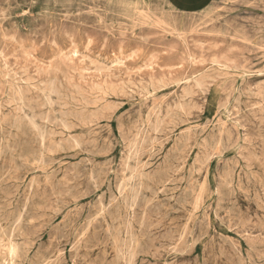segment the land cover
<instances>
[{"label": "rangeland", "instance_id": "1", "mask_svg": "<svg viewBox=\"0 0 264 264\" xmlns=\"http://www.w3.org/2000/svg\"><path fill=\"white\" fill-rule=\"evenodd\" d=\"M262 86L264 0H0V264H264Z\"/></svg>", "mask_w": 264, "mask_h": 264}, {"label": "bare ground", "instance_id": "2", "mask_svg": "<svg viewBox=\"0 0 264 264\" xmlns=\"http://www.w3.org/2000/svg\"><path fill=\"white\" fill-rule=\"evenodd\" d=\"M53 83H54V82H53ZM11 84H12V83H11ZM9 87H10V86H9ZM262 87H264V86H262ZM111 88H112V87H111ZM16 89H17V87H16ZM101 89H102V88H101ZM262 89H263V88H262ZM8 90H9V89H8ZM18 90H19V89H18ZM75 90H77V89L75 88ZM113 90H114V89H113ZM121 90H122V89H121ZM259 90H260V89H259ZM20 91H21V90H20ZM28 91H29V90H28ZM28 91H27V93L25 92V94H28ZM101 91H102V90H101ZM18 92H19V91H18ZM21 92L24 93V91H21ZM65 92H66V91H65ZM114 92H115V91H114ZM122 92H123V91H122ZM122 92H121V93H122ZM56 93H57V92H56ZM51 94H52V93H51ZM60 95H61V94H60ZM26 96H27V95H26ZM70 96H71V95H70ZM12 97H13V96H12ZM19 97H20V95L18 96V98H19ZM22 97H23V94H22ZM24 97H25V96H24ZM24 97H23V98H24ZM51 97H52V96H51ZM53 97H54V95H53ZM184 97H185V96H184ZM10 98H11V97H10ZM67 98H68V97H67ZM67 98H66V99H67ZM185 98H186V97H185ZM185 98H184V100H185ZM44 99H45V98H44ZM54 99H55V98H54ZM80 99H81V98H80ZM85 99H86V98H85ZM19 100H20V99H19ZM50 100H51V99H50ZM14 101H15V100H14ZM20 101H21V100H20ZM70 101H71V100H70ZM262 101H263V100H262ZM28 102H29V101H28ZM45 102L47 103V101H45ZM89 102H90V101H89ZM51 103H52V102H51ZM56 103H57V102H56ZM90 103H91V102H90ZM187 103H188V102H187ZM11 104H13V103L11 102ZM27 104H29V103H27ZM36 104H37V103H36ZM36 104H35V105H36ZM29 105H30V104H29ZM37 105H38V104H37ZM56 106H57V104H56ZM17 107H18V106H17ZM29 107H30V106H29ZM53 107H54V105H53ZM65 107H66V106H65ZM100 107H101V106H100ZM178 107H179V106H178ZM178 107H177V108H178ZM262 107H263V106H262ZM26 108H27V106H26ZM26 108H25V109H26ZM156 108H157V107H156ZM181 108H182V107H181ZM192 108H193V107H192ZM22 109H24V108H22ZM48 109H49V108H48ZM262 109H263V108H262ZM39 110H40V109H39ZM242 111H243V110H242ZM17 112H18V111H17ZM169 112H170V111H169ZM240 112H241V111H240ZM21 113L24 114L25 112H24L23 110H21ZM31 113H32V111H31ZM59 113H60V115H61V112H59ZM62 113H63V112H62ZM66 113H67V112H66ZM66 113H65L64 115H67ZM71 113H72V112H71ZM68 114H69V113H68ZM238 114H239V113H238ZM54 115H55V114H54ZM54 115H53V119H54ZM70 115H72V114H70ZM170 115H171V114H170ZM180 115H181V114H180ZM242 115H243V114H242ZM28 116H29V115H28ZM30 116H32V115H30ZM58 116H59V115H58ZM62 116H63V115H62ZM90 116H91V115H90ZM136 116H137V115H136ZM181 116H182V115H181ZM239 116H240V115H239ZM18 117H19V116H18ZM23 117H24V116H23ZM72 117H73V116H72ZM78 117H79V116H78ZM158 117H159V116H158ZM170 117H173V116H170ZM41 118H42V117H41ZM50 118H52L51 115H50ZM63 118H64V117H63ZM66 118H67V116H66ZM74 118H76V117L74 116ZM176 118L178 119V117H176ZM21 119H23V118L21 117ZM21 119H20V120H21ZM85 119H86V118H85ZM159 119H160V118H159ZM17 120H18V119H17ZM77 120H78V118H77ZM156 120H157V119H156ZM163 120H164V119H163ZM15 121H16V119H15ZM18 121H19V120H18ZM25 121H26V120H25ZM28 121H29V120H28ZM32 121H33V120H32ZM96 121H97V120H96ZM135 121H136V120H135ZM182 121H183V120H182ZM16 122H17V121H16ZM48 122H49V121H48ZM52 122H53V121H52ZM97 122H98V121H97ZM24 123H25V122H24ZM26 123H27V122H26ZM26 123H25L24 127L26 126ZM133 123H134V121H133ZM156 123H158V122H156ZM162 123H163V122H162ZM162 123H161V124H162ZM180 123H183V122H180ZM13 124H14V123H13ZM20 124H21V123H20ZM22 124H23V123H22ZM30 124H31V123H30ZM54 124H56V123H54ZM70 124H71V123H70ZM99 124H100V123H99ZM159 124H160V123H159ZM161 124H160V125H161ZM183 124H184V123H183ZM6 125H8V123H7ZM32 125H33V124H32ZM62 125H64V124H62ZM65 125H66V124H65ZM136 125H137V124H136ZM157 125H158V124H157ZM30 126H31V125H30ZM60 126H61V125H60ZM95 126H96V125H95ZM146 126H147V125H146ZM33 127H34V126H33ZM71 127H72V126H71ZM125 127H126V126H125ZM219 127H220V126H219ZM13 128H14V127H13ZM18 128H19V127H18ZM44 128H46V127H44ZM74 128H75V127H74ZM90 128H91V127H90ZM151 128H152V126H151ZM20 129H21V128H20ZM20 129H19V130H20ZM24 129H26V128H24ZM27 129H28V125H27ZM29 129H30V127H29ZM34 129H35V128H34ZM132 129H133V128H132ZM141 129H142V128H141ZM152 129H153V128H152ZM154 129H155V128H154ZM195 129H196V128H195ZM213 129H214V128H213ZM4 130H5V129H4ZM15 130H16V129H15ZM35 130H36V129H35ZM40 130H41V129H40ZM150 130H151V129H150ZM173 130H174V129H173ZM173 130H172V131H173ZM216 130H217V129H216ZM225 130H226V129H225ZM5 131H6V130H5ZM9 131H10V129H9ZM37 131H38V130H37ZM89 131H90V130H89ZM131 131H132V130H131ZM156 131H158V130H156ZM19 132H20V131H19ZM28 132H29V130H28ZM28 132H27V133H28ZM136 132H137V131H136ZM153 132H154V131H153ZM186 132H187V131H186ZM212 132H213V131H212ZM2 133H3V132H2ZM22 133H23V132H22ZM24 133H25V132H24ZM43 133H44V132H43ZM84 133H85V132H84ZM130 133H131V132H130ZM137 133H138V132H137ZM142 133H143V132H142ZM159 133H160V132H159ZM159 133H157V134H159ZM193 133H194V131H193ZM4 134H5V133H4ZM85 134H86V133H85ZM215 134H216V133H215ZM88 135H89V134H88ZM93 135H94V134H93ZM136 135H137V134H136ZM210 135H211V134H210ZM219 135H220V134H219ZM24 136H25V135H24ZM129 136H130V135H129ZM131 136H132V135H131ZM154 136H155V135H154ZM180 136H181V135H180ZM184 136H185V135H184ZM38 137H39V136H38ZM136 137H137V136H136ZM138 137H139V136H138ZM226 137H227V136H226ZM22 138H23V137H22ZM34 138H35V137H34ZM130 138H132V137H130ZM143 138H144V134H143ZM148 138H150V137H148ZM186 138H188V137L186 136ZM193 138H194V137H193ZM221 138H222V137H221ZM255 138H256V137H255ZM18 139L20 140V138H18ZM32 139H33V138H32ZM35 139H36V138H35ZM156 139H157V138H156ZM213 139H214V138H213ZM227 139H228V137H227ZM25 140H26V139H25ZM41 140H42V138H41ZM146 140H147V139H146ZM149 140H150V139H149ZM211 140H212V139H211ZM221 140H222V143H223L224 140H223V139H221ZM225 140H226V139H225ZM229 140H230V139H229ZM229 140H227V141L229 142ZM0 141H1V140H0ZM22 141H23V140H22ZM27 141H28V140H27ZM39 141H40V140H39ZM42 141H43V140H42ZM135 141H136V140H134V142H135ZM140 141H141V140H140ZM140 141H139V142H140ZM144 141H145V140H144ZM151 141H152V140H151ZM155 141H156V140H155ZM157 141H158V140H157ZM183 141H185V140L183 139ZM187 141H188V140H187ZM67 142H68V141H67ZM125 142H126V141H125ZM152 142L154 143V139H153ZM198 142H199V141H198ZM15 143H16V142H15ZM18 143H19V142H18ZM36 143H38V142L36 141ZM129 143H130V142H129ZM129 143H128V144H129ZM132 143H133V142H132ZM132 143H130V144H132ZM146 143H147V142H146ZM153 143H150V144H153ZM182 143H183V142H182ZM194 143H195V142H194ZM199 143H200V142H199ZM184 144H186V143H184ZM223 144H224V143H223ZM223 144H222V145H223ZM225 144H226V143H225ZM227 144H228V143H227ZM227 144H226V145H227ZM40 145H41V143H40ZM42 145H43V144H42ZM68 145H69V144H68ZM86 145H87V144H86ZM134 145H135V144H134ZM134 145H132L133 148H135ZM137 145H138V144H137ZM82 146H83V145H82ZM145 146H146V144H145ZM150 146H151V145H150ZM207 146H208V145H207ZM224 146H225V145H224ZM248 146H249V145H248ZM11 147H12V146H11ZM17 147H18V146H17ZM137 147H138V146H137ZM141 147L144 148V145H143V146L141 145ZM5 148H6V147H5ZM58 148H59V147H58ZM78 148H79V147H78ZM82 148H84V147H82ZM86 148H87V146H86ZM142 148H141V149H142ZM177 148H178V146H177ZM212 148H213V147H212ZM225 148H226V147H225ZM244 148H245V147H244ZM137 149L139 150V148H137ZM141 149H140V150H141ZM205 149H206V148H205ZM215 149H216V147H215ZM226 149H227V148H226ZM4 150H5V149H4ZM8 150H9V149H8ZM20 150H21V149H20ZM42 150H43V149H42ZM46 150H47V149H46ZM134 150H135V149H134ZM140 150H139V151H140ZM224 150H225V149H224ZM47 151H48V150H47ZM91 151H92V150H91ZM199 151L201 152V150H199ZM10 152H11V151H10ZM136 152L138 153V151H136ZM136 152L134 151V153H136ZM11 153H13V152H11ZM47 153H48V152H47ZM188 153H189V152H188ZM223 153H224V152H223ZM21 154H22V153H21ZM127 154H128V153H127ZM138 154H139V153H138ZM138 154H137V155H138ZM141 154H143V153H141ZM232 154H233V153H232ZM22 155H23V154H22ZM235 155H236V154H235ZM251 155H252V154H251ZM6 156H7V154H6ZM18 156H19V155H18ZM131 156H133V158H134L135 155H134V154H133V155L131 154ZM213 156H214V155H213ZM253 156H254V154H253ZM253 156H251V157H253ZM40 157H41V156H40ZM214 157H215V156H214ZM17 158H18V157H17ZM48 158H50V157H48ZM130 158H131V157H130ZM139 158H140V157H139ZM210 158H211V157H210ZM212 158H213V157H212ZM13 159H14V158H13ZM51 159H52V158H51ZM128 159H129V158H128ZM208 159H209V158H208ZM32 160H33V159H32ZM56 160H58V159H56ZM133 160H135V158H134ZM247 160H248V159H247ZM250 160H251V159H250ZM49 161H50V159H49ZM129 161H132V159L129 160ZM129 161H128V162H129ZM181 161H182V160H181ZM207 161H208V160L206 159V162H207ZM22 162H23V160H22ZM45 162H46V161H45ZM126 162H127V161H126ZM128 162H127V163H128ZM135 162H136V161H135ZM170 162H171V161H169V164H170ZM127 163H126V164H127ZM139 163H140V162H139ZM142 163H143V162H142ZM223 163H224V162H223ZM131 164H132V163H131ZM149 164H150V163H149ZM182 164H183V163H182ZM133 165H134V164H133ZM230 165H231V164H230ZM126 166H127V165H125V167H126ZM128 166H129V165H128ZM140 166H142V165H140ZM218 166H219V165H218ZM256 166H257V165H256ZM258 166H259V165H258ZM20 167H21V166H20ZM119 167H120V165H119ZM123 167H124V165H123ZM129 167H130V166H129ZM23 168H24V167H23ZM133 168H134V166H133ZM133 168H132V169H133ZM144 168H145V167H144ZM169 168H170V167H169ZM169 168H168V169H169ZM247 168H248V167H247ZM1 169H2V168H1ZM113 169H114V168H113ZM228 169L230 170V168H228ZM255 169H256V168H255ZM126 170H127V169H126ZM128 170H129V169H128ZM130 170H131V168H130ZM235 170H236V169H235ZM257 170H258V169H257ZM93 171H94V170H93ZM118 171H119V170H118ZM131 171H132V170H131ZM135 171H136V169H135ZM155 171H156V170H155ZM165 171H166V170H165ZM165 171H164V172H165ZM167 171H168V170H167ZM177 171H178V170H177ZM196 171H197V170H196ZM215 171H216V170H215ZM168 172H169V171H168ZM170 172H171V171H170ZM230 172H232V170H231ZM91 173H93V172H91ZM190 173H191V172H190ZM195 173H196V172H195ZM204 173H205V172H204ZM27 174H28V173H27ZM94 174H95V173H93L92 175H94ZM127 174H128V173H127ZM132 174H133V173H132ZM132 174H130V175H132ZM134 174H135V173H134ZM155 174H156V173H155ZM161 174H162V173H161ZM163 174H164V173H163ZM192 174H193V173H192ZM202 174H203V173H202ZM206 174H207V173H206ZM226 174H227V173H226ZM245 174H246V173H245ZM3 175H4V174H3ZM102 175H103V174H102ZM128 175H129V174H128ZM182 175H183V174H182ZM222 175H223V174H222ZM99 176H100V174H99ZM138 176L141 177L140 175H138ZM154 176H155V175H154ZM157 176H158V175H156V177H157ZM190 176H191V175H190ZM226 176H227V175H226ZM230 176H231V174H230ZM250 176H251V175H250ZM2 177H3V176H2ZM6 177H7V176H6ZM81 177H82V176H81ZM89 177H90V176H89ZM92 177H93V176H92ZM94 177H95V176H94ZM118 177H119V176H118ZM139 177H138V179H139ZM145 177H146V176H145ZM156 177H153V178L156 179ZM183 177H184V176H183ZM96 178H97V177H96ZM98 178H99V177H98ZM127 178H128V176H127ZM127 178H126V179H127ZM130 178H131V177H130ZM143 178H144V176H143ZM167 178H168V177H167ZM196 178H197V177H196ZM227 178H229V177L227 176ZM0 179H1V178H0ZM92 179H93V178H92ZM134 179H135V178H134ZM138 179H136V180H138ZM145 179H146V178H145ZM197 179H198V178H197ZM217 179H218V178H217ZM230 179H231V178H230ZM248 179H249V178H248ZM120 180H121V179H120ZM129 180H130V182H131V179H129ZM132 180H133V179H132ZM149 180H150V179H149ZM168 180H169V179H168ZM2 181H3V180H2ZM118 181H119V180H118ZM134 181H135V180H134ZM144 181H145V180H144ZM147 181H148V180H147ZM166 181H167V180H166ZM196 181H197V180H196ZM196 181H195V182H196ZM240 181H241V180H240ZM247 181H248V180H247ZM0 182H1V181H0ZM84 182H85V181H84ZM96 182H97V181H96ZM127 182L129 183L128 180H127ZM138 182H140V181H138ZM138 182H137V183H138ZM167 182H169V181H167ZM202 182H204V181H202ZM225 182H226V180H225ZM58 183H59V182H58ZM123 183L125 184L124 181H123ZM141 183H142V182H141ZM143 183H144V182H143ZM150 183H151V180H150ZM150 183H149V184H150ZM156 183H157V182H156ZM196 183H197V182H196ZM240 183H241V182H240ZM103 184H104V183H103ZM144 184H145V183H144ZM149 184H148V185H149ZM151 184H152V183H151ZM57 185H58V184H57ZM80 185L82 186V184H80ZM84 185H85V184H84ZM100 185H102V184H100ZM130 185H131V184H130ZM146 185H147V184H146ZM190 185H191V184H190ZM123 186H126V184L123 185ZM123 186H122V187H123ZM142 186H143V185H142ZM149 186H150V185H149ZM160 186H161V185H160ZM162 186H163V185H162ZM221 186H223V184H221ZM228 186H229V185H228ZM231 186H232V185H231ZM242 186H243V185H241V187H242ZM96 187H97V186H96ZM98 187H99V186H98ZM133 187H134V186H133ZM164 187H165V186H164ZM199 187H200V186H199ZM199 187H197V188H199ZM56 188H57V186H56ZM84 188H85V187H84ZM99 188H100V187H99ZM119 188H120V186H119ZM123 188H125V187H123ZM126 188L129 189L128 187H126ZM134 188H135V187H134ZM136 188H137V186H136ZM136 188H135V189H136ZM138 188H139V187H138ZM138 188H137V189H138ZM150 188H152V186H151ZM229 188H230V187H229ZM235 188H236V187H235ZM68 189L70 190L69 186H68ZM68 189H67V191H69ZM81 189H82V188H81ZM143 189H144V188H143ZM145 189H149V187H148V188H145ZM145 189H144V190H145ZM152 189H153V188H152ZM219 189H220V188H219ZM0 190H2V189H0ZM72 190H74V189H72ZM120 190H121V189H120ZM120 190H119V191H120ZM130 190H131V188H130ZM155 190H156V189H155ZM159 190H161V189H159ZM189 190H190V189H189ZM189 190H188V191H189ZM74 191H75V190H74ZM124 191H125V190H123V192H124ZM127 191H128V190H127ZM133 191H134V190H133ZM153 191H154V190H153ZM163 191H164V190H162V192H163ZM188 191H187V192H188ZM190 191H191V190H190ZM228 191H229V190H228ZM81 192H82V190H81ZM85 192H86V191H84V193H85ZM151 192H152V191H151ZM162 192H161V193H162ZM216 192H217V191H216ZM239 192H240V190H239ZM244 192H245V191H244ZM0 193H1V192H0ZM8 193H9V191H8ZM62 193H63V192H62ZM69 193H70V192H69ZM129 193H130V192H129ZM134 193H136V192H134ZM154 193H155V192H154ZM159 193H160V191H159ZM161 193H160V194H161ZM182 193H183V192H182ZM184 193H185V192H184ZM184 193H183V194H184ZM192 193H193V192H192ZM242 193H243V192H242ZM262 193H263V192H262ZM3 194H4V193H3ZM64 194H65V192H64ZM66 194H67V193H66ZM73 194H74V192L72 193V195H73ZM77 194H78V193H77ZM80 194H81V193H80ZM121 194H122V193H121ZM121 194H120V195H121ZM155 194H156V193H155ZM169 194H170V193H169ZM183 194H181V195H183ZM61 195H63V194H61ZM70 195H71V193H70ZM132 195H133V194H132ZM136 195H137V193H136ZM136 195H135V199H136V201H137V197H138V196L136 197ZM185 195H186V194H185ZM192 195H193V194H192ZM220 195H221V194H220ZM247 195H249V194H247ZM252 195H253V194H252ZM67 196H68V195H67ZM77 196H78V195H77ZM79 196H80V195H79ZM81 196H82V195H81ZM81 196H80V197H81ZM122 196H123V195H122ZM157 196H158V195H157ZM165 196H166V195H165ZM222 196H223V195H222ZM255 196L257 197V195H255ZM4 197H6V195H5ZM72 197H73V196H72ZM72 197H71V198H72ZM80 197H79V198H80ZM68 198H69V196L67 197V199H68ZM100 198H101V197H100ZM120 198H121V196H120ZM125 198H126V197H125ZM174 198H175V197H174ZM228 198H229V197H228ZM6 199H7V198H6ZM6 199H5V200H6ZM67 199H66V200H67ZM73 199H74V198H73ZM126 199H130V198L127 197ZM184 199H185V197H184ZM191 199H192V198H191ZM191 199H190V200H191ZM218 199H219V198H218ZM226 199H227V198H226ZM230 199H231V198H230ZM248 199H249V198H248ZM257 199H258V198H257ZM262 199H263V198H262ZM7 200H8V199H7ZM76 200H77V199H76ZM100 200H101V199H100ZM102 200H103V199H102ZM105 200H106V199H105ZM118 200H119V199H118ZM118 200H117V201H118ZM122 200H123V199H122ZM148 200H149V199H148ZM172 200H173V199H172ZM187 200H188V199H187ZM234 200H235V199H234ZM259 200H260V199H259ZM259 200H258V201H259ZM0 201H1V200H0ZM33 201H34V200H33ZM125 201H126V200H125ZM175 201H176V200H175ZM175 201H174V202H175ZM194 201H195V200H194ZM223 201H224V200H223ZM31 202H32V201H31ZM58 202H61V197H60V200H59V198H58ZM69 202H70V201H69ZM104 202H105V201H104ZM118 202H120V201H118ZM118 202H117V203H118ZM126 202H127V201H126ZM226 202H227V201H226ZM261 202H262V201H261ZM63 203H64V202H63ZM63 203H62V205L64 206ZM96 203H97V202H96ZM98 203H99V202H98ZM110 203H111V202H110ZM128 203H129V202H128ZM149 203H150V202H149ZM153 203H154V202H153ZM153 203H152V204H153ZM155 203H156V202H155ZM158 203H159V202H158ZM168 203H169V202H168ZM187 203H188V202H187ZM217 203H218V200H217ZM221 203H222V202H221ZM232 203H233V201H232ZM262 203H263V202H262ZM33 204H35V203L33 202ZM36 204H37V203H36ZM36 204H35V205H36ZM100 204H101V203H100ZM120 204H121V203H120ZM129 204H130V203H129ZM129 204H128V205H129ZM166 204H167V203H166ZM166 204H164L163 206H165ZM173 204H174V203H173ZM218 204H219V203H218ZM263 204H264V203H263ZM23 205H24V204H23ZM56 205H57V204H56ZM59 205H60V204H59ZM112 205H113V204H112ZM144 205H145V204H144ZM220 205H221V204H220ZM223 205H224V204H223ZM235 205H237V204H235ZM97 206H98V205H97ZM97 206H96V208H98ZM101 206H102V205H101ZM101 206H99V207H101ZM103 206H104V205H103ZM110 206H111V205H110ZM113 206H114V205H113ZM149 206H150V205H149ZM160 206H161V205H160ZM163 206H162V207H163ZM171 206H173V205H171ZM180 206H182V205L180 204ZM190 206H191V205H190ZM25 207H26V206H25ZM29 207H30V206H29ZM61 207H62V206H61ZM106 207H107V205H106ZM111 207H112V206H111ZM120 207H121V206H120ZM124 207H125V206H124ZM137 207H138V206H137ZM151 207H152V206H151ZM153 207H154V206H153ZM167 207H168V206H167ZM195 207H196V205H195ZM217 207H218V206H217ZM217 207H216V208H217ZM234 207H235V206H234ZM27 208H28V207H27ZM81 208H82V207H81ZM104 208H105V207H104ZM114 208H115V207H114ZM126 208H127V207H126ZM145 208H146V207H145ZM190 208H191V207H190ZM219 208H220V207H219ZM224 208H225V207H224ZM262 208H263V207H262ZM1 209H2V208H1ZM15 209H17V208H15ZM15 209H14V210H15ZM58 209H59V208H58ZM60 209H61V208H60ZM98 209H100V208H98ZM102 209H103V207H102ZM106 209L108 210V208H106ZM106 209H105V210H106ZM124 209H125V208H124ZM128 209H129V208H128ZM146 209H147V208H146ZM160 209H162V208H160ZM235 209H236V207H235ZM22 210H23V207H22ZM22 210H21V211H22ZM43 210H44V209H43ZM65 210H66V209H65ZM100 210H101V209H100ZM121 210H122V209H121ZM147 210H148V209H147ZM176 210H177V209H176ZM225 210H226V209H225ZM23 211H25V210H23ZM30 211H32V210L30 209ZM61 211H62V210H61ZM81 211H82V210H81ZM125 211H126V210H125ZM133 211H134V210H133ZM144 211H145V210H144ZM158 211H159V210H158ZM238 211H239V210H238ZM16 212H17V211H16ZM41 212H42V211H41ZM55 212H56V211H55ZM57 212H58V211H57ZM76 212H77V211H76ZM95 212H96V211H95ZM155 212H157V211H155ZM160 212H161V211H160ZM217 212H218V211H217ZM222 212H223V210H222ZM236 212H237V210H236ZM259 212H260V211H259ZM48 213H49V211H48ZM96 213H97V212H96ZM120 213H121V212H120ZM134 213H135V212H134ZM140 213H141V212H140ZM209 213H210V212H209ZM215 213H216V212H215ZM224 213H225V212H224ZM240 213H241V212H240ZM16 214H17V213H16ZM29 214H30V213H29ZM29 214H28V215H29ZM53 214H54V213H53ZM57 214H58V213H57ZM57 214H56V215H57ZM78 214H79V213H78ZM82 214H83V212H82ZM92 214H93V213H92ZM100 214H101V213H100ZM100 214H98V215H100ZM129 214H131V213H129ZM176 214H177V212H176ZM218 214H219V212H218ZM225 214H226V213H225ZM229 214H230V213H229ZM56 215H55V216H56ZM71 215H73V213H72ZM107 215H108V214H107ZM115 215H116V214H115ZM132 215H133V214H132ZM148 215H149V213H148ZM154 215H155V214H154ZM154 215H153V216H154ZM168 215H169V214H167V217H168ZM232 215H233V214H232ZM232 215H230V216H232ZM19 216H20V215H19ZM26 216H27V215H26ZM53 216H54V215H53ZM66 216H67V215H66ZM91 216H92V215H91ZM108 216H109V215H108ZM110 216H111V215H110ZM117 216H118V215H117ZM122 216H123V215H122ZM125 216H126V214H125ZM127 216H128V215H127ZM133 216H135V215H133ZM159 216H161V215H159ZM233 216H235V215H233ZM49 217H50V216H49ZM96 217H97V216H96ZM100 217H101V216H100ZM112 217H113V216H112ZM128 217H129V216H128ZM140 217H141V216H140ZM143 217H144V216H143ZM143 217H142V218H143ZM161 217H162V216H161ZM167 217H166V218H167ZM218 217H219V216H218ZM244 217H245V219H246V216H244ZM8 218H9V217H8ZM12 218H15V217H12ZM20 218H21V217H20ZM22 218H23V217H22ZM27 218H28V216H27ZM104 218H105V217H104ZM119 218H120V217H119ZM148 218H150V217L148 216ZM154 218H157V217H154ZM158 218H159V217H158ZM169 218H170V217H169ZM204 218H205V217H204ZM216 218H217V217H216ZM225 218H226V217H225ZM228 218H229V217H228ZM240 218H241V217H240ZM259 218H260V217H259ZM72 219H73V218H72ZM105 219H106V218H105ZM110 219H113V221H114V218H110ZM116 219H117V218H116ZM122 219H123V218H122ZM127 219H128V218H127ZM131 219H132V218H131ZM151 219H152V218H151ZM163 219H164V218H163ZM217 219H218V218H217ZM235 219H237V218H235ZM241 219H242V218H241ZM1 220H2V219H1ZM3 220H4V219H3ZM13 220H14V219H12V221H13ZM26 220H27V219H26ZM74 220H75V219H74ZM94 220H95V219H94ZM132 220H133V219H132ZM132 220H131V221H132ZM164 220H165V219H164ZM204 220H205V219H204ZM4 221L6 222L7 219L4 220ZM9 221H10V220H9ZM12 221H11V222H12ZM23 221H25V220H23ZM104 221H105V220H104ZM133 221H134V220H133ZM224 221H226V220L224 219ZM47 222L49 223V221H47ZM69 222H70V217H69ZM105 222H106V221H105ZM115 222H116V221H115ZM123 222H124V221H123ZM123 222H122V223H123ZM137 222H138V220H137ZM139 222H140V221H139ZM203 222H205V221H203ZM226 222H227V221H226ZM237 222H238V221H237ZM15 223H16V222H15ZM20 223H22V222H20ZM23 223H24V222H23ZM62 223H63V222H62ZM64 223H65V222H64ZM89 223H91V221H90ZM98 223H99V222H98ZM113 223H114V222H112V224H113ZM117 223H118V222H117ZM125 223H126V222H125ZM148 223L151 225V223H150L149 221H148ZM206 223H207V221H206ZM233 223H234V222H233ZM12 224H13V223H12ZM26 224H27V223H26ZM65 224H66V223H65ZM106 224H107V223H106ZM108 224H109V223H108ZM114 224H115V223H114ZM123 224H124V223H123ZM129 224H130V223H129ZM139 224H141V223H138V225H139ZM149 224H148V225H149ZM234 224H235V223H234ZM8 225H9V223H8ZM66 225H67V224H66ZM71 225H72V224H71ZM85 225H86V224H85ZM92 225H95V224L93 223ZM120 225H121V224H120ZM136 225H137V224H136ZM138 225H137V226H138ZM141 225H142V224H141ZM144 225H145V223H144ZM153 225H154V224H153ZM156 225H157V223H156ZM13 226H14V225H13ZM13 226H11V227L13 228ZM16 226H18V225L16 224ZM16 226H15V227H16ZM22 226H23V225H22ZM42 226H44V225H42ZM59 226H60V225H59ZM63 226H64V225H63ZM69 226H70V225H69ZM103 226H104V225H103ZM114 226H115V225H114ZM131 226H132V225H131ZM142 226H143V225H142ZM145 226H146V225H145ZM160 226H161V225H160ZM160 226H158V228H159ZM226 226H227V225H226ZM9 227H10V226H9ZM20 227H21V226H20ZM24 227L26 228V226H24ZM70 227H71V226H70ZM108 227H112V226H110V224H109ZM120 227H121V226H120ZM138 227H139V226H138ZM146 227H147V226H146ZM149 227H150V226H149ZM186 227H187V226H186ZM207 227H208V226H207ZM16 228H17V227H16ZM22 228H23V227H22ZM54 228H55V227H54ZM57 228H58V227H57ZM88 228H89V227H88ZM112 228H113V227H112ZM112 228H111V229H112ZM121 228H122V229H125V228H123V227H121ZM128 228H129V227H128ZM144 228H145V227H144ZM147 228H148V227H147ZM169 228H170V227H169ZM169 228H168V229H169ZM7 229H8V228H7ZM20 229H21V228H20ZM50 229H51V228H50ZM60 229H62V228H60ZM67 229H68V228H67ZM90 229H91V228H90ZM104 229H106V228H104ZM139 229H140V227H139ZM145 229H146V228H145ZM145 229H144V231H145ZM1 230H2V229H1ZM9 230H10V229H9ZM21 230H22V229H21ZM56 230H57V229H56ZM85 230H86V229H84V231H85ZM108 230H109V228H108ZM112 230H113V229H112ZM128 230H129V229H128ZM158 230H159V229H158ZM10 231H11V230H10ZM13 231H14V230H13ZM13 231H12V232H13ZM18 231H19V230H18ZM23 231H24V229H23ZM78 231H79V230H78ZM100 231H101V230H100ZM100 231H99V232H100ZM103 231H104V230H103ZM110 231H111V230H110ZM118 231H119V230H118ZM122 231H123V230H122ZM134 231H135V230H134ZM175 231H176V229H175ZM198 231H199V230H198ZM25 232H26V231H25ZM27 232H28V230H27ZM27 232H26V233H27ZM57 232H58V231H57ZM67 232H68V231H67ZM95 232H96V231H95ZM97 232H98V231H97ZM111 232H112V231H111ZM129 232H130V231H129ZM147 232H148V230H147ZM176 232H177V231H176ZM199 232H200V231H199ZM205 232H206V231H205ZM207 232H208V228H207ZM17 233H18V232H17ZM17 233H16V234H17ZM83 233H84V232H83ZM104 233H105V232H104ZM115 233H116V232H115ZM115 233H114V234H115ZM121 233H122V232H121ZM131 233H132V232H131ZM140 233H142V232H140ZM183 233H184V232H183ZM203 233H204V232H203ZM203 233H200V234H203ZM7 234H8V233H7ZM70 234H71V233H70ZM111 234H112V233H111ZM114 234H113V236H114ZM118 234H120V233L118 232ZM118 234H117V235H118ZM124 234H125V233H124ZM144 234H146V233L144 232ZM149 234H150V233H149ZM164 234H165V233H164ZM200 234H198V236H199ZM19 235H20V234H19ZM23 235H24V234H23ZM78 235H79V234H78ZM82 235H83V234H82ZM93 235H94V234H93ZM104 235H105V234H104ZM166 235H167V232H166ZM168 235H169V234H168ZM205 235H206V233H205ZM212 235H213V234H212ZM8 236H9V234H8ZM10 236H11V235H10ZM29 236H30V235H29ZM87 236H88V235H87ZM118 236H119V235H118ZM128 236L130 237V235H128ZM133 236H134V235H133ZM142 236H143V235H142ZM144 236H145V235H144ZM147 236H148V235H147ZM149 236H150V235H149ZM183 236H184V235H183ZM203 236H204V234H203ZM1 237H2V236H1ZM1 237H0V238H1ZM14 237H15V236H14ZM82 237H83V236H82ZM108 237H109V236H108ZM131 237H132V236H131ZM136 237H137V236H136ZM169 237H170V236H169ZM189 237H190V236H189ZM17 238H18V237H17ZM31 238H32V237H31ZM69 238H70V237H69ZM89 238H90V237H89ZM103 238H104V237H103ZM106 238H107V237H106ZM113 238H114V237H113ZM146 238H147V237H146ZM153 238H154V236H153ZM180 238H181V235H180ZM200 238H201V236H200ZM220 238H221V237H220ZM18 239H19V238H18ZM74 239H75V238H74ZM80 239H81V238H80ZM104 239H105V238H104ZM126 239H127V238H126ZM149 239H150V238H149ZM149 239H147V240H149ZM163 239H164V238H163ZM168 239H169V238H168ZM170 239H171V238H170ZM35 240H36V239H35ZM129 240H130V239H128V241H129ZM132 240H134V237H133ZM210 240H211V239H210ZM21 241H22V240H21ZM21 241H20V242H21ZM74 241H75V240H74ZM74 241H73V242H74ZM93 241H94V239H93ZM103 241H104V240H103ZM117 241H118V239H117ZM120 241H121V240H120ZM149 241H150V240H149ZM163 241H164V240H163ZM197 241H198V240H197ZM230 241H231V240H230ZM22 242H24V241H22ZM22 242H21V243H22ZM34 242H35V241H34ZM75 242H76V241H75ZM77 242H78V241H77ZM85 242H86V241H85ZM90 242H91V241H90ZM100 242H101V240H100ZM111 242H112V241H111ZM114 242H116V241H114ZM129 242H130V241H129ZM131 242H132V241H131ZM164 242H165V241H164ZM164 242H163V243H164ZM231 242H232V241H231ZM30 243H31V242H30ZM80 243H81V242H80ZM109 243H110V241H109ZM109 243H108V244H109ZM112 243H113V242H112ZM118 243H119V242H118ZM124 243H125V242H124ZM132 243H133V242H132ZM196 243H199V241L196 242ZM196 243H193V244H194L193 247H195V244H196ZM212 243H213V242H212ZM217 243H218V242H217ZM229 243H230V242H229ZM232 243H233V242H232ZM92 244H93V243H92ZM105 244H106V243H105ZM105 244H104V245H105ZM113 244H114V243H113ZM113 244H112V245H113ZM115 244H116V243H115ZM136 244H137V243H136ZM146 244L148 245V242H147ZM146 244H145V245H146ZM157 244H158V243H157ZM161 244H162V243H161ZM164 244H165V243H164ZM170 244H171V243H170ZM209 244H210V243H209ZM23 245H24V244H23ZM76 245H77V244H76ZM76 245H73V246L75 247ZM83 245H84V244H83ZM89 245H90V244H89ZM93 245H95V244H93ZM117 245H118V244H117ZM122 245H123V244H122ZM122 245H121V246H122ZM132 245H133V244H132ZM137 245H138V244H137ZM147 245H146V247L149 248ZM218 245H219V244H218ZM224 245H225V244H224ZM231 245H232V244H230V246H231ZM233 245H234V244H233ZM113 246H114V245H113ZM113 246H112V247H113ZM124 246H125V245H124ZM150 246H151V245H150ZM169 246H170V245H169ZM219 246H220V245H219ZM227 246H228V245H227ZM74 247H73V248H74ZM80 247H81V246H80ZM88 247H89V246H88ZM104 247H105V246H104ZM110 247H111V246H110ZM129 247H130V246H129ZM131 247H132V246H131ZM137 247H138V246H137ZM142 247H143V246H142ZM144 247H145V246H144ZM165 247H166V246H165ZM209 247H210V246H209ZM16 248H17V247H16ZM100 248H101V247H100ZM121 248H123V247H121ZM151 248H152V247H151ZM231 248H232V247H231ZM75 249H76V248H75ZM75 249H74V250H75ZM79 249H80V248H79ZM89 249H90V248H89ZM91 249H92V247H91ZM93 249H94V248H93ZM107 249H108V248H107ZM112 249H113V248H112ZM112 249H111V250H112ZM119 249H120V248H119ZM139 249H140V248H139ZM162 249H163V248H162ZM167 249H168V247H167ZM219 249H220V247H219ZM232 249H233V248H232ZM236 249H237V248H236ZM236 249H235V250H236ZM20 250H21V248H20ZM23 250H24V249H23ZM84 250H85V249H84ZM87 250H88V249H87ZM96 250H97V249H96ZM104 250H105V248H104ZM117 250H118V249H117ZM124 250H125V249H124ZM126 250H127V249H126ZM8 251H9V250H8ZM18 251H19V250H18ZM29 251H30V250H29ZM78 251H79V250H78ZM91 251H92V250H91ZM132 251H133V250H132ZM182 251H184V250L182 249ZM220 251H221V249H220ZM237 251H238V250H237ZM9 252H10V251H9ZM20 252H22V251H20ZM25 252H26V251H25ZM88 252H89V251H88ZM120 252H121V251H120ZM128 252H129V251H128ZM128 252H127V253H128ZM142 252H143V251H142ZM18 253H19V252H18ZM23 253H24V252H23ZM23 253H22V254H23ZM85 253H86V252H85ZM122 253H123V252H122ZM122 253H121V254H122ZM129 253H130V252H129ZM140 253H141V251H140ZM220 253H221V252H220ZM220 253H218V254H220ZM16 254H17V253H16ZM22 254L20 253L19 255H22ZM25 254H26V253H25ZM89 254H90V253H89ZM116 254H118V253H116ZM116 254H115V255H116ZM121 254L119 253L118 255L120 256ZM132 254H133V253H132ZM14 255H15V254H14ZM17 255H18V254H17ZM102 255H103V254H102ZM127 255H128V254H127ZM127 255H126V256H127ZM129 255L131 256V254H129ZM221 255H223V253H222ZM230 255H231V254H229V256H230ZM23 256H24V254H23ZM86 256H88V254H87ZM133 256H134V255H133ZM133 256H132V258H133ZM135 256H136V255H135ZM219 256H220V255H219ZM237 256H238V255H237ZM27 257H28V256H27ZM27 257H26V258H27ZM96 257H97V256H96ZM104 257H105V256H104ZM110 257H111V256H110ZM122 257H123V254H122ZM124 257H125V256H124ZM196 257H197V256H196ZM196 257H195V258H196ZM224 257H225V256H224ZM23 258H24V257H23ZM128 258H130V257H128ZM136 258H137V257H136ZM206 258H207V257H206ZM212 258H213V257H212ZM245 258H246V257H245ZM21 259H22V257H21ZM24 259H25V258H24ZM118 259H119V258H118ZM118 259H116V260H118ZM120 259H121V258H120ZM120 259H119V260H120ZM224 259H226V258H224ZM240 259H241V258H240ZM25 260H26V259H25ZM102 260H104V259H102ZM130 260H131V259H128V261H130ZM141 260H142V259H141ZM141 260H140V261H141ZM216 260H217V258H216ZM219 260H220V259H219ZM226 260H227V259H226ZM2 261H3V260H2ZM42 261H43V260H42ZM104 261H105V260H104ZM121 261H123V260H121ZM124 261H125V259H124ZM128 261L126 262L127 264H128ZM204 261H205V259H204ZM239 261H240V260H239ZM0 262H1V261H0ZM13 262H14V260H13ZM43 262H44V261H43ZM115 262H116V261H115ZM118 262H119V261H118ZM211 262H212V261H211ZM1 263H3V262H1ZM22 263H24V262H22ZM119 263H120V262H119ZM134 263H135V261H134ZM190 263H191V262H190ZM206 263H207V262H206ZM229 263H231V261H230ZM237 263H238V262H237ZM240 263H241V262H240ZM240 263H239V264H240ZM46 264H47V263H46ZM58 264H59V263H58ZM60 264H61V263H60ZM98 264H100V263H98ZM121 264H122V263H121ZM131 264H132V263H131Z\"/></svg>", "mask_w": 264, "mask_h": 264}]
</instances>
